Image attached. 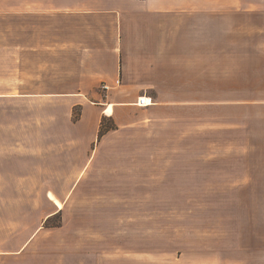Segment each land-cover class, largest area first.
Here are the masks:
<instances>
[{
	"label": "rangeland",
	"instance_id": "rangeland-1",
	"mask_svg": "<svg viewBox=\"0 0 264 264\" xmlns=\"http://www.w3.org/2000/svg\"><path fill=\"white\" fill-rule=\"evenodd\" d=\"M249 32L238 30L235 94L134 107L128 115L141 119L140 130L91 146L87 136L73 140L59 124L38 123L66 115L49 99L13 98L12 134L0 129V224L29 236L57 231L72 263L85 255L72 246L103 242L110 264H264V60L255 55L260 34ZM110 126L102 121L100 131Z\"/></svg>",
	"mask_w": 264,
	"mask_h": 264
},
{
	"label": "crops",
	"instance_id": "crops-1",
	"mask_svg": "<svg viewBox=\"0 0 264 264\" xmlns=\"http://www.w3.org/2000/svg\"><path fill=\"white\" fill-rule=\"evenodd\" d=\"M238 30L260 34L255 55L264 60V0H0V129L12 131L13 98L49 99L48 108L66 115L38 123L59 124L73 140L87 136L91 146L97 137L140 130L141 119L128 115L142 107L140 96L151 98L143 107L151 110L204 104L206 93L235 94ZM226 65L228 84H221ZM102 121L112 128L100 136ZM15 231L0 224V264L72 263L57 231ZM72 248L85 254L72 264H110L103 242Z\"/></svg>",
	"mask_w": 264,
	"mask_h": 264
},
{
	"label": "built area",
	"instance_id": "built-area-1",
	"mask_svg": "<svg viewBox=\"0 0 264 264\" xmlns=\"http://www.w3.org/2000/svg\"><path fill=\"white\" fill-rule=\"evenodd\" d=\"M103 88L105 89V88H108L106 85H104L103 86ZM152 103V100H151V98H149L148 96H146V95H143V96H140L139 98H138V101H137V104L139 105V106H149L150 104Z\"/></svg>",
	"mask_w": 264,
	"mask_h": 264
},
{
	"label": "bare ground",
	"instance_id": "bare-ground-1",
	"mask_svg": "<svg viewBox=\"0 0 264 264\" xmlns=\"http://www.w3.org/2000/svg\"><path fill=\"white\" fill-rule=\"evenodd\" d=\"M108 110L111 111L110 108H109ZM49 196H50L51 199H53V200L55 201V203H56L58 206H61V202L58 201V200L54 197V195H53L52 193H50Z\"/></svg>",
	"mask_w": 264,
	"mask_h": 264
},
{
	"label": "trees",
	"instance_id": "trees-1",
	"mask_svg": "<svg viewBox=\"0 0 264 264\" xmlns=\"http://www.w3.org/2000/svg\"><path fill=\"white\" fill-rule=\"evenodd\" d=\"M111 128H112V126L107 127L106 130H107V129H111ZM106 130H103V129H102V130L100 131V135H102L103 133H105Z\"/></svg>",
	"mask_w": 264,
	"mask_h": 264
}]
</instances>
